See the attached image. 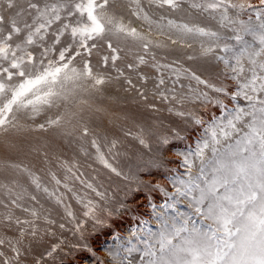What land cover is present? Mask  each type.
<instances>
[{
    "label": "rangeland",
    "instance_id": "1",
    "mask_svg": "<svg viewBox=\"0 0 264 264\" xmlns=\"http://www.w3.org/2000/svg\"><path fill=\"white\" fill-rule=\"evenodd\" d=\"M29 263L264 264V0H0V264Z\"/></svg>",
    "mask_w": 264,
    "mask_h": 264
},
{
    "label": "bare ground",
    "instance_id": "2",
    "mask_svg": "<svg viewBox=\"0 0 264 264\" xmlns=\"http://www.w3.org/2000/svg\"><path fill=\"white\" fill-rule=\"evenodd\" d=\"M13 252V251H12ZM30 264V263H29Z\"/></svg>",
    "mask_w": 264,
    "mask_h": 264
}]
</instances>
